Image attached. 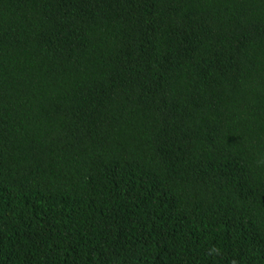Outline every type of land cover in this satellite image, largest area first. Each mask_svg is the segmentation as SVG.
Listing matches in <instances>:
<instances>
[{
    "label": "trees",
    "instance_id": "trees-1",
    "mask_svg": "<svg viewBox=\"0 0 264 264\" xmlns=\"http://www.w3.org/2000/svg\"><path fill=\"white\" fill-rule=\"evenodd\" d=\"M0 264H264V0H0Z\"/></svg>",
    "mask_w": 264,
    "mask_h": 264
}]
</instances>
